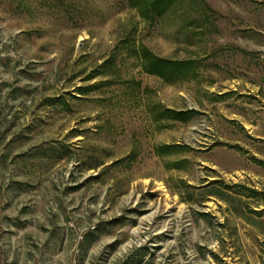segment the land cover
I'll return each instance as SVG.
<instances>
[{
  "label": "rangeland",
  "instance_id": "obj_1",
  "mask_svg": "<svg viewBox=\"0 0 264 264\" xmlns=\"http://www.w3.org/2000/svg\"><path fill=\"white\" fill-rule=\"evenodd\" d=\"M0 264H264V0H0Z\"/></svg>",
  "mask_w": 264,
  "mask_h": 264
},
{
  "label": "trees",
  "instance_id": "obj_2",
  "mask_svg": "<svg viewBox=\"0 0 264 264\" xmlns=\"http://www.w3.org/2000/svg\"><path fill=\"white\" fill-rule=\"evenodd\" d=\"M132 7H139L145 20L158 17L176 0H127ZM141 69L148 75L159 76L168 81L183 77L193 68L191 60H172L152 54L148 49L139 50ZM175 121H185L197 114L194 110H164L162 112ZM167 149V147H166Z\"/></svg>",
  "mask_w": 264,
  "mask_h": 264
},
{
  "label": "bare ground",
  "instance_id": "obj_3",
  "mask_svg": "<svg viewBox=\"0 0 264 264\" xmlns=\"http://www.w3.org/2000/svg\"><path fill=\"white\" fill-rule=\"evenodd\" d=\"M160 189H162V191H163V188L162 187H160Z\"/></svg>",
  "mask_w": 264,
  "mask_h": 264
}]
</instances>
